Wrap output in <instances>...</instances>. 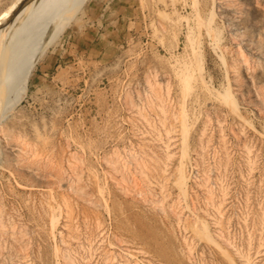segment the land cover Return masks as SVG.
Here are the masks:
<instances>
[{
  "label": "rangeland",
  "instance_id": "374dc122",
  "mask_svg": "<svg viewBox=\"0 0 264 264\" xmlns=\"http://www.w3.org/2000/svg\"><path fill=\"white\" fill-rule=\"evenodd\" d=\"M0 56V264H264V0H0Z\"/></svg>",
  "mask_w": 264,
  "mask_h": 264
},
{
  "label": "bare ground",
  "instance_id": "6f19581e",
  "mask_svg": "<svg viewBox=\"0 0 264 264\" xmlns=\"http://www.w3.org/2000/svg\"><path fill=\"white\" fill-rule=\"evenodd\" d=\"M67 6L65 5V2H58V4L55 5V7H53V9L51 10V15L54 16V19L58 16V21H61V19L63 18V16L65 15ZM21 19L22 17H18L15 19V23H14V27H13V34H16V31L18 29V27H20L21 24ZM16 43V42H15ZM13 49V48H12ZM16 56H12L10 59H8L7 63H5V65L0 66V75H2L4 72L8 71L9 68L12 66V62L15 60ZM1 56H0V62H1ZM17 78L15 80L10 81L6 87H4L1 91V98L2 101H5V99L10 95V93L12 92L13 88L15 87V85L17 84ZM159 107V106H158ZM162 111V110H161ZM160 136V135H159ZM247 262V261H246Z\"/></svg>",
  "mask_w": 264,
  "mask_h": 264
}]
</instances>
